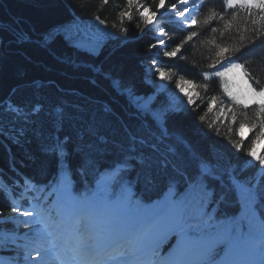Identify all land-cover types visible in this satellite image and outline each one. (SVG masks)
<instances>
[{
    "label": "snow or ice",
    "instance_id": "1",
    "mask_svg": "<svg viewBox=\"0 0 264 264\" xmlns=\"http://www.w3.org/2000/svg\"><path fill=\"white\" fill-rule=\"evenodd\" d=\"M102 3L106 5L109 0H102ZM201 8L206 12L205 25L215 20L224 21L222 13L232 10L228 12L231 20L224 21V31L220 32L222 37L232 28L237 10H242L246 22L251 17L252 27L246 29L250 35H239L240 44L237 46H226L223 42L217 45L214 58L208 64L210 71L200 73L203 83L196 84L179 76L175 80V89L183 94L182 103L169 101L154 106L155 97L162 89H154L146 97L140 96L132 86L103 74L119 95L127 97L136 114L148 121L146 127L141 125L135 131L122 124L125 136L121 140H110L100 134L99 129L108 122L98 120L94 113L85 119L80 114L85 109L78 104L66 99L49 101L42 90L54 85L55 81L33 80L29 85L30 95L15 98L17 89L13 88L7 97L0 98V144L5 140L21 144L26 133L31 132L40 141L41 153L55 158L56 168L47 185H37L15 167V158L8 149L9 172L17 178L9 182L7 174L0 168V181H3L0 193L9 200L13 212L31 218L23 221L12 218V221L31 226L32 231L23 237L15 232L0 235L3 241L0 247L8 250L7 245H15L11 250L16 254L8 258L7 264H34L33 249L39 250L38 255L43 253L40 264H257V260L258 264H264V218L257 211L258 207L264 208V186H261L264 155L257 151V145L264 141V85L248 69L247 61L234 59L243 47L254 44L264 35V24H261L264 21V0H222L221 12L202 0H175L167 5L166 0H126V6L117 13L118 31L125 34L129 31L123 25L125 19L129 23L136 21L133 30L141 29L142 23L144 29L135 39L147 36L150 41L147 47L150 63L145 69V82H148V72L161 80L171 81V69L175 65L162 67L160 57L172 60L194 40L198 35L193 28L198 23L194 13H199ZM253 9L258 10V14ZM165 12L171 16L166 18ZM168 19L178 22L180 28L170 27L166 22ZM95 20L100 25L106 23L99 15ZM111 27L115 29L117 24L114 22ZM210 30L218 31L216 28ZM176 31L186 32L178 42L173 35ZM83 32L81 23L72 20L49 30L36 42L47 48L60 39L69 48L94 54L104 37H115V33L107 28L97 29L91 40L85 42L80 38ZM129 39L125 36L120 42L125 44ZM15 42H31V37L17 32ZM170 42H174V46H170ZM55 58L75 69L100 71L69 57ZM260 59L264 60V54ZM214 77L220 78L227 102L216 95L201 96V90L208 92ZM91 82L96 83L94 79ZM185 86L190 90L186 91ZM57 90L67 95H80L74 89L57 86ZM198 101L206 105L199 120L205 122L208 129L219 134V121L229 124L227 131L232 133L238 124L235 128L238 139H229L237 152L245 148L244 129L248 127L254 132L245 153L251 157L246 164L258 162L255 163L257 173L254 177H244L242 168L238 170L237 165L226 164L223 154L214 153L210 158L196 150L182 135L169 132V118L188 110L189 105L199 107ZM250 107L253 109L251 116L247 111H237ZM214 109L216 119L209 122L207 114ZM104 112L114 115L108 105L104 106ZM45 125L52 129L47 135L42 131ZM65 125L77 126L72 153L68 150L69 136L61 138L58 135ZM85 135L91 138L87 143L84 142ZM75 153L81 157L75 171L80 175L83 191L73 190L70 156ZM106 157L111 160L106 161L107 166L101 170L100 163ZM28 159L35 162L36 158L29 155ZM48 166V161L42 164V174H46ZM88 175L92 177L91 182L86 178ZM137 186L139 193L135 191ZM45 188L56 193L53 204L45 206L37 202L21 209L19 200L39 201L38 195L30 197L29 194L42 193ZM154 190H159L162 195L146 203L143 194ZM232 193L237 194V200H231ZM233 204L239 205L238 216L221 212L222 208ZM53 212L59 220L53 219ZM68 221L71 222L68 235L61 244L62 233L57 229ZM90 223L96 225L94 233L89 230ZM172 237H175L174 243L166 254H162V242ZM20 239L25 243H17ZM0 264L4 262L0 261Z\"/></svg>",
    "mask_w": 264,
    "mask_h": 264
},
{
    "label": "trees",
    "instance_id": "2",
    "mask_svg": "<svg viewBox=\"0 0 264 264\" xmlns=\"http://www.w3.org/2000/svg\"><path fill=\"white\" fill-rule=\"evenodd\" d=\"M174 2L175 0H166V5ZM202 3L214 7L217 12H221L222 0H202ZM125 6L126 0H109L106 5L102 3V0H0V98L7 97L13 88L17 89L15 98L30 95L32 90L29 85L33 80L55 81L54 85L42 90L47 99L51 102L66 99L70 103L78 104L85 109L84 113H80L85 116V119L90 118L94 113L98 120L107 121L108 123L99 131L100 134L107 136L110 140H121L125 136L122 124L128 125L131 131H135L141 125L146 127L148 121L145 117L138 116L136 109L129 104L127 97L119 95L112 87L111 81L105 79L103 75L107 73L113 79L121 81L122 84L132 86L137 95L145 97L157 89L160 82V78L152 72L147 73L148 82H145V69L150 63L147 51L150 41L147 36L143 39H135L140 30L144 29L142 23L141 29L133 30V24L136 21L129 23L125 19L123 25L129 31L126 34L118 31L120 21L117 13L120 8ZM231 11L227 10V12L222 13L224 21L231 20V16L228 15V12ZM253 12L258 14L256 9H253ZM133 14L135 15V12ZM96 15L105 20L104 25L110 32L115 33V37L120 39L104 37L94 54L85 50L78 51L69 48L60 39L49 44L47 48L41 47L36 42L41 40L49 30L72 20H78L83 24L90 23L94 26L99 23L95 20ZM165 16L167 18L171 15L165 14ZM205 16L206 12L201 8L196 16L198 23L193 26L198 35L182 48L181 54L172 60L161 55L162 67L169 65H175V67L171 69L173 79L171 81L165 80L166 88L155 97L154 106L161 102L172 101L168 93L175 89V80L181 75L186 80H193L196 84L203 83L200 73L206 70L210 71L208 64L214 58L217 45L223 42L226 46H237L240 44L239 35H250L246 29L252 27L251 17L246 22L245 13L242 10H237L236 19L232 21V28L223 37L220 32L224 31V21L215 20L211 24L205 25L203 23ZM114 22L117 24L115 29L111 27ZM166 22L170 27L180 28V25L174 20L168 19ZM261 24H264V21ZM212 28H216L218 31L214 33L210 30ZM17 32L27 33L31 37V42L16 43L15 34ZM173 35L175 42H178L186 35V32L176 31ZM125 36L131 39L122 44L120 41ZM170 46H174V42H170ZM262 54H264V35L257 38L254 44L243 47L234 59H238L240 62L247 61L248 69L253 76L260 80L261 85H264V60L260 59ZM55 57H69L78 63L92 65L100 71L93 72L89 68L75 69L59 63ZM92 79L96 81L95 84L91 82ZM57 86L65 90L74 89L80 95H67L58 91ZM211 95H216L227 102L226 97L223 96L220 78L218 77L212 79L207 93L201 90V96ZM197 103L200 104L199 107L189 105L188 110L169 118V132L182 135L196 150L210 158L214 153L223 154L226 164L237 165L238 170L242 168L244 177H254L257 173L255 163L258 162L251 165L245 163L247 160H251V157H247L245 153L247 147L250 146V141L254 138V132H249L244 141L245 148L237 152L231 146L229 139H238L235 132L238 124L233 128L232 133H228L227 129L230 125L218 121L219 134H217L214 129H208L207 124L199 120V117L206 111V105L201 104L200 101ZM105 105L111 107L114 115L104 112ZM252 110V107L247 110L237 109L238 112L247 111L249 116L252 115ZM70 111L75 112V109H70ZM215 119L216 111L214 109L212 113L207 114V121L210 122ZM5 125H7V121H5ZM42 131L44 135H47L52 129L49 125H45ZM76 132L77 126L65 125L62 131L58 133L61 138L65 135L69 136L68 150L70 153L73 151ZM90 139L85 135L84 142L87 143ZM40 148V141L31 132L26 133L21 144H14L9 140L0 144V168L7 174L6 178L9 182L17 177L14 173L9 172L8 149L11 150V155L15 158V167L20 172L41 185H47L52 180L53 174L56 172L55 158L42 154ZM257 151L258 154H261L264 151V144L260 147L257 146ZM29 155L36 158L35 162L28 159ZM80 160L81 157L78 153L70 156L74 191H83L80 175L75 171ZM110 160L111 157H106L104 161H101V170L107 166L106 161ZM45 161L49 162V166L46 174H42V164ZM86 178L91 182V175L86 176ZM2 183L3 181H0V184ZM261 186H264V178H261ZM46 190L49 191L50 189L46 188ZM135 191L140 192L139 186ZM161 195L159 190H154L144 193L142 198L147 203L149 200L155 201ZM230 198L235 201L238 196L236 193H232ZM238 209L239 205L233 204L222 208L221 212L238 216ZM257 211L261 218H264V208L258 207ZM11 212L9 200L5 198L3 193H0V219H4L0 221V228H10L11 221L8 220V217ZM219 216L220 213H218ZM174 241L175 237L164 240L160 249L161 253H167Z\"/></svg>",
    "mask_w": 264,
    "mask_h": 264
},
{
    "label": "rangeland",
    "instance_id": "3",
    "mask_svg": "<svg viewBox=\"0 0 264 264\" xmlns=\"http://www.w3.org/2000/svg\"><path fill=\"white\" fill-rule=\"evenodd\" d=\"M165 14H170V13L165 12ZM194 14L197 16L198 13H194ZM178 25H179V23H178ZM81 26L84 28V32L81 33L80 38L82 40H84L85 42H88V41L91 40L92 35L97 33V29H105V28H107L105 25H100L99 23L96 24V25H94V26L92 24H90V23H86V24L81 23ZM107 30H108V28H107ZM165 88H166V82H165V80H161L160 79V82H159V85H158V88L157 89H162V91H164ZM185 89H186V91H189L190 90L188 86H185ZM168 95L172 99V101H175L176 103H181L182 102L181 97L183 96V94L179 93V90L178 89L175 90V91H173V90L170 91L168 93ZM248 131L249 130L246 127L244 129V135H246L248 133ZM263 144H264V141H261V143L259 145H257V146L260 147ZM260 155H264V151ZM42 193H44V191ZM39 194H34V195H39ZM48 196H50V193L44 194L43 200L46 201L47 198H48ZM49 205H51V203ZM21 209H23V208H21ZM53 213L55 215V212H53ZM13 218H16L17 221H23L24 220L22 218V216H18V214H15V216ZM10 220L12 221V218ZM10 225H11L10 226V229H7L5 227L0 228V234L3 235L6 232H15L20 237H23L25 234H31L32 227H30V226H28V225H26V224H24L22 222H13L12 221V223ZM245 228H247V227H245ZM0 243H3V241L0 240ZM17 243L23 244V243H25V241L23 239H20V240L17 241ZM13 248H15V245H13V244L7 245V249L8 250H6L3 247H0V253L2 255L4 252H6L3 256H7L8 258L13 257L16 254L14 251L11 250ZM23 254H24L23 251H21V255H23Z\"/></svg>",
    "mask_w": 264,
    "mask_h": 264
},
{
    "label": "bare ground",
    "instance_id": "4",
    "mask_svg": "<svg viewBox=\"0 0 264 264\" xmlns=\"http://www.w3.org/2000/svg\"><path fill=\"white\" fill-rule=\"evenodd\" d=\"M23 219L25 220V219H31V218H25V217H23ZM70 221H68L65 225H62L61 226V228H59V229H57V231L58 232H61L62 233V236H61V244H63V240H64V238H66L67 237V235H68V231H67V228H68V226L70 225ZM88 227H89V230L91 231V232H95V230H96V225H95V223H90L89 225H88ZM66 251H67V249H65ZM38 249H33L32 250V253H31V257H32V260H33V262H34V264H40V259H41V257L43 256V253H40L39 255L37 254L38 253ZM68 255H71V253L69 252L68 253ZM3 260H5V261H8L7 259H3ZM257 264H258V260H257Z\"/></svg>",
    "mask_w": 264,
    "mask_h": 264
}]
</instances>
